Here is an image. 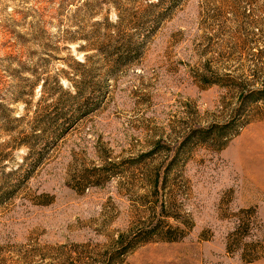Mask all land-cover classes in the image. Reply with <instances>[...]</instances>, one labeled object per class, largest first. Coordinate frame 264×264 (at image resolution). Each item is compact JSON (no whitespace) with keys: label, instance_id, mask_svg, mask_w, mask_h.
<instances>
[{"label":"rangeland","instance_id":"374dc122","mask_svg":"<svg viewBox=\"0 0 264 264\" xmlns=\"http://www.w3.org/2000/svg\"><path fill=\"white\" fill-rule=\"evenodd\" d=\"M158 1L0 0V264H264V0Z\"/></svg>","mask_w":264,"mask_h":264},{"label":"trees","instance_id":"16d2710c","mask_svg":"<svg viewBox=\"0 0 264 264\" xmlns=\"http://www.w3.org/2000/svg\"><path fill=\"white\" fill-rule=\"evenodd\" d=\"M160 3L161 2L159 0L158 3H156V4H152V3L148 4V7H150V8L151 7H158L160 5ZM166 11H162L161 13L156 14L154 16V19H153L152 22H154V24H156L161 19V16L166 14ZM148 33H149V31H148ZM148 33L147 32L143 33L144 34L143 38L147 37ZM129 40H131V39L129 38ZM122 45H124V48H126V49L127 48H131L130 45H127V44H122ZM135 49H138V47H135V45H134L133 50H135ZM119 56L120 57L117 58L118 60L120 58H124L123 55H119ZM128 56H129V54L127 55V57ZM118 60L116 62H118ZM63 90H65V89H63ZM66 91H67V89H66ZM263 97H264V89H257L255 91L250 92L246 96V98L253 99V100L262 99ZM59 118L63 119V121L61 123H57ZM71 119H72L71 116L67 119V117L65 116V113H60L57 118L56 117H51L50 119L44 118L43 121L50 122L51 125H57L56 128L58 127L62 131L65 128V124L69 125V124L72 123ZM247 121H248V117L245 115L243 117V119H241L239 124H234V125L243 126V125H245L247 123ZM223 132H224V134H223ZM57 133H58V131H56L55 128L50 131V134L53 135V137H57L58 134H59V133L58 134ZM229 133H231V123H229L227 125H223V126L222 125H213L212 129H206V130L205 129H201V128H195L191 132V135L196 137L198 140L203 141V142L208 140V139L212 140V141L216 140L215 141V143H217L216 144L217 145L216 148L220 150L227 143V140H228L227 135H229ZM192 226H193L192 222L189 221L187 229L189 230ZM171 228H167L163 233H160L158 231H155V232H157V234H159L161 236V238H163L164 240H168V241L177 240V239L181 238L187 232V230H185V229L179 230L177 227H175L173 229H171ZM152 230H157V228H154ZM239 235L241 236V233L238 234V232H236L235 235H234V239L233 240L238 241L240 239ZM227 245H229V243H227ZM249 245H251L250 248L253 251L256 250V248H255L256 245H257L256 243L252 242Z\"/></svg>","mask_w":264,"mask_h":264}]
</instances>
